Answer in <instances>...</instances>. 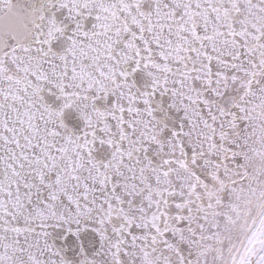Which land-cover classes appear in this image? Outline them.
<instances>
[{"label": "snow or ice", "instance_id": "snow-or-ice-1", "mask_svg": "<svg viewBox=\"0 0 264 264\" xmlns=\"http://www.w3.org/2000/svg\"><path fill=\"white\" fill-rule=\"evenodd\" d=\"M0 264H264V0H0Z\"/></svg>", "mask_w": 264, "mask_h": 264}]
</instances>
